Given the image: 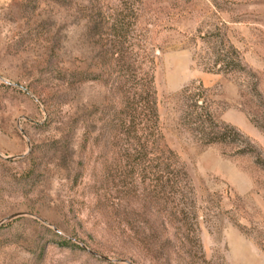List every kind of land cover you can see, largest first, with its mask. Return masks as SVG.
Listing matches in <instances>:
<instances>
[{
    "label": "rangeland",
    "instance_id": "rangeland-1",
    "mask_svg": "<svg viewBox=\"0 0 264 264\" xmlns=\"http://www.w3.org/2000/svg\"><path fill=\"white\" fill-rule=\"evenodd\" d=\"M0 264H264V0H0Z\"/></svg>",
    "mask_w": 264,
    "mask_h": 264
},
{
    "label": "trees",
    "instance_id": "trees-1",
    "mask_svg": "<svg viewBox=\"0 0 264 264\" xmlns=\"http://www.w3.org/2000/svg\"><path fill=\"white\" fill-rule=\"evenodd\" d=\"M141 86L139 100H137L136 108L133 110L136 113L137 126L141 127L149 139L155 140L157 132V112L156 98L153 89V78L151 73H144L141 78ZM187 100L192 103V108L200 110L196 114L193 124L195 130L201 135L202 141L205 144L220 143L228 139V135L213 118L209 111L208 103L205 101L204 90L202 88H187ZM190 112V116H191ZM134 117V116H133ZM227 128V126H225ZM229 128V127H228ZM236 137L241 135L234 130ZM158 180L163 189L165 198H193L191 183L180 165L177 156L172 152H166L160 160V173Z\"/></svg>",
    "mask_w": 264,
    "mask_h": 264
}]
</instances>
